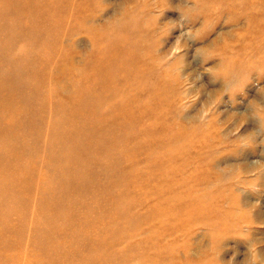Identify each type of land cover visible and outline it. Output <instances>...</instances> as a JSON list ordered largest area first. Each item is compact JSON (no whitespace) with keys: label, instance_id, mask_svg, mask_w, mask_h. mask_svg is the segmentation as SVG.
<instances>
[{"label":"rangeland","instance_id":"rangeland-1","mask_svg":"<svg viewBox=\"0 0 264 264\" xmlns=\"http://www.w3.org/2000/svg\"><path fill=\"white\" fill-rule=\"evenodd\" d=\"M252 255L264 0H0V264Z\"/></svg>","mask_w":264,"mask_h":264},{"label":"clouds","instance_id":"clouds-1","mask_svg":"<svg viewBox=\"0 0 264 264\" xmlns=\"http://www.w3.org/2000/svg\"><path fill=\"white\" fill-rule=\"evenodd\" d=\"M255 261H256V257H255V255H252L250 257V264H255Z\"/></svg>","mask_w":264,"mask_h":264},{"label":"bare ground","instance_id":"bare-ground-1","mask_svg":"<svg viewBox=\"0 0 264 264\" xmlns=\"http://www.w3.org/2000/svg\"><path fill=\"white\" fill-rule=\"evenodd\" d=\"M5 257V256H4Z\"/></svg>","mask_w":264,"mask_h":264}]
</instances>
